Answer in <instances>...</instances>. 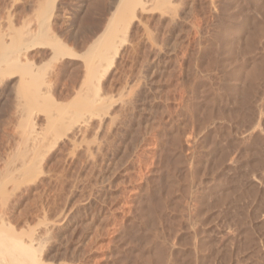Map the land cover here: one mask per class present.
Instances as JSON below:
<instances>
[{
	"label": "rangeland",
	"instance_id": "obj_1",
	"mask_svg": "<svg viewBox=\"0 0 264 264\" xmlns=\"http://www.w3.org/2000/svg\"><path fill=\"white\" fill-rule=\"evenodd\" d=\"M137 1L0 0V264H264V0Z\"/></svg>",
	"mask_w": 264,
	"mask_h": 264
},
{
	"label": "bare ground",
	"instance_id": "obj_2",
	"mask_svg": "<svg viewBox=\"0 0 264 264\" xmlns=\"http://www.w3.org/2000/svg\"><path fill=\"white\" fill-rule=\"evenodd\" d=\"M118 2H117V4H116V7H115V15H114V18H112V21L110 20V22H109V24H108V26L105 28V29H103V30H101V31H103V33H101V35L95 40V41H91L92 43L86 48L87 50V52H86V55L88 56V67H87V74L89 75V74H92L91 76H93V72L95 73V71H97V70H95L97 67L95 66L96 65V63L99 61V60H102V59H105L106 58V56L109 58V56L106 54L108 51H110V50H114V52H115V54L117 53V49H116V47L114 46V34H116V32H118L119 30L118 29H120V26H118L119 25V23H120V25H121V23H123L122 21H123V19H125V17H124V12H126L127 14L129 13V12H132L133 13V9H131V6L132 5H136V4H133L134 2L135 3H137L138 1L137 0H117ZM137 1V2H136ZM259 1V0H258ZM258 1L257 2H255V3H258ZM140 3V2H139ZM262 3H264V2H262ZM98 4V3H97ZM102 4V3H101ZM142 4V3H141ZM144 4V3H143ZM258 4H261V3H258ZM94 5V4H93ZM263 5L264 4H262V5H257L258 7L259 6H262L263 7ZM97 6V5H96ZM103 6V5H102ZM101 6V7H102ZM140 6H142V7H144L143 5H140ZM156 6V5H155ZM46 7V6H45ZM91 7H92V5H91ZM133 7V6H132ZM257 7V8H258ZM94 8V7H93ZM135 8V7H134ZM160 8V7H159ZM259 8H261V7H259ZM264 8V7H263ZM262 8V9H263ZM48 8L46 7V8H44L43 7V10L44 11H42L43 12V14L46 12V10H47ZM99 9V8H98ZM143 9H145V8H143ZM142 8H141V10L142 11H144ZM157 9V8H156ZM93 10V9H92ZM260 11H261V9H260ZM263 11H264V9H263ZM41 13V12H40ZM132 13H130V16L132 15ZM43 14H41V15H43ZM127 14L125 15V16H127ZM41 17V16H40ZM48 20V19H47ZM46 20V21H47ZM125 21V20H124ZM264 22V21H263ZM112 23V24H111ZM260 23V22H259ZM259 25V26H258ZM119 28H118V27ZM257 26L259 27V28H257L256 30H258L259 29V31L261 30L262 31V27H260V24H257ZM256 26V27H257ZM262 26V25H261ZM117 27V28H116ZM264 27V26H263ZM88 29V28H87ZM97 29V28H96ZM86 30V29H85ZM117 30V31H116ZM84 31V30H83ZM99 31V30H98ZM263 32H264V30L262 31V33L261 32H258V33H260V35L261 34H263ZM257 33V34H258ZM251 35H253V34H251ZM259 35V34H258ZM86 36V35H85ZM20 37V36H19ZM250 37V36H249ZM253 38H254V36H252ZM41 38V37H40ZM89 38V37H88ZM258 38V37H257ZM256 38V39H257ZM112 39H113V41H112ZM250 39V41L249 42H251V38H249ZM49 41V40H48ZM53 41V40H52ZM52 41H50V42H48L49 43V45L51 46V42ZM45 42H46V40H45ZM253 42V41H252ZM87 43V42H86ZM55 44V46L57 45V43H54ZM16 46H15V48L17 47V43L15 44ZM247 45H248V43H247ZM249 45H251V44H249ZM53 46V45H52ZM252 46V45H251ZM54 47V46H53ZM60 47H62V46H60ZM64 47V46H63ZM245 47L246 48H248L247 46H244V50H245ZM55 48V47H54ZM55 54V53H54ZM60 54V53H59ZM110 54V53H109ZM264 54V53H263ZM18 55V54H17ZM16 55V56H17ZM62 55V54H61ZM6 56V55H5ZM3 56V58H6V57H9V56ZM260 56V55H259ZM264 56V55H263ZM15 57V56H14ZM2 58V59H3ZM13 58V57H12ZM17 58V57H16ZM15 58V59H16ZM108 58H106V62H108V60H111V59H108ZM7 59V58H6ZM5 59V60H6ZM18 59V58H17ZM11 60V59H10ZM13 60V59H12ZM97 61V62H96ZM105 61V60H104ZM112 61V60H111ZM7 62H9V60H7L5 63H7ZM17 62V61H16ZM87 63V62H86ZM100 64H101V62H99ZM106 64V63H105ZM98 65V64H97ZM4 66H6V65H4ZM12 66V65H11ZM101 67V66H100ZM98 69H100L101 70V68H98ZM26 70H29V69H27V67H26ZM0 74H2V72H0ZM7 74V73H6ZM239 76H240V78L242 79V81H244L245 83H243L242 82V84L244 85V84H246L247 83V85H244L245 86V88L244 89H246V90H243V91H239L240 93H244L245 91H254V90H257V84H256V81H258L260 78H264V57H259L257 60H256V62L250 67V69L248 70V71H241V73H239ZM89 77V76H88ZM23 80V79H22ZM31 79H29L28 81H30ZM35 80H38V79H35ZM33 81V80H32ZM31 82V81H30ZM34 82V81H33ZM24 82H22V84H23ZM32 83V82H31ZM31 83H29L28 82V86L30 87V85H32L33 86V88H34V90H35V84H31ZM35 83V82H34ZM21 84V83H20ZM240 85H241V83H240ZM242 85V86H243ZM25 86V85H24ZM23 86V88H25ZM28 86H27V84H26V88L27 89H29L28 88ZM31 86V87H32ZM243 86V87H244ZM37 87V86H36ZM242 87V88H243ZM21 88V87H20ZM25 88V89H26ZM32 88V89H33ZM241 88V89H242ZM22 89V88H21ZM20 89V90H21ZM26 89V90H27ZM240 89V90H241ZM23 90V89H22ZM31 90V89H30ZM28 91V90H27ZM26 91V92H27ZM19 92H21V91H19ZM24 92V91H23ZM29 92V91H28ZM31 93H33V90H31L30 91ZM36 92V91H35ZM254 92H256V91H254ZM25 93V92H24ZM245 94V93H244ZM24 96V95H23ZM30 96V95H29ZM31 96H32V94H31ZM35 96V95H34ZM34 96H32L33 97V99H34ZM38 96V95H37ZM27 97V96H26ZM31 98V97H30ZM30 98H27L28 99V101L30 100ZM36 98V97H35ZM95 98V97H94ZM97 99V98H96ZM31 100H32V98H31ZM30 100V101H31ZM35 100V99H34ZM93 100V99H92ZM29 101V102H30ZM37 101H38V98H37ZM90 101V100H89ZM94 101V100H93ZM97 101V100H96ZM36 102V101H35ZM31 103V102H30ZM32 103H33V100H32ZM90 103V102H89ZM32 105V104H31ZM28 114V113H27ZM25 115V114H24ZM25 117V116H24ZM25 119V118H24ZM26 120V122H25V125L23 126V128L21 129V126H20V128H18V129H21L22 131H21V136H20V140H21V142L22 143H25V144H22V146L24 147H22V149H21V147H20V149L22 150V152H21V150L17 153V155L19 156V155H21L23 152H24V150H26V145L27 146H32V148H33V150H35L36 151V149H39L41 146L40 145H44V144H46V143H44L43 141H44V138L45 137H43V136H46L45 134H43L42 135V137L41 138H43V140H41L40 139V135H39V137H37L35 134H36V131H34V125H32V124H30L31 123V118L29 119L30 120V123H28V118H26L25 119ZM25 120H23V122L25 121ZM28 120V121H27ZM19 122H21V121H19ZM35 122V121H34ZM21 124V123H20ZM24 124V123H23ZM22 124V125H23ZM34 124V123H33ZM32 125V126H31ZM36 125V124H35ZM33 127V128H32ZM33 129V130H32ZM18 133V132H17ZM35 133V134H34ZM34 134V135H33ZM42 134V133H41ZM18 135V134H17ZM20 135V134H19ZM18 135V136H19ZM47 137V136H46ZM40 139V140H39ZM29 141V142H28ZM46 141V140H45ZM31 142V143H30ZM44 143V144H42V143ZM27 143H30L29 145L27 144ZM43 147H45V146H43ZM28 149H27V151H31L32 153H33V150L31 149V147H30V150H29V147H27ZM47 148V147H46ZM24 149V150H23ZM18 151V150H17ZM20 153V154H19ZM26 153V152H25ZM31 154V153H30ZM33 154H35V152L33 153ZM27 155V154H26ZM17 156V157H18ZM23 156V157H22ZM22 156H20V159L19 160H25V158H24V155H22ZM30 156V155H29ZM32 156V155H31ZM34 156V155H33ZM32 156V157H33ZM36 156H34V158H35ZM30 158V157H29ZM41 158V157H40ZM17 159V158H16ZM15 159V160H16ZM28 159V158H27ZM26 159V160H27ZM30 159H33V158H30ZM30 159H29V161H30ZM36 159L37 158H35L34 160L36 161ZM38 159H39V157H38ZM25 160V161H26ZM18 161V160H17ZM28 161V160H27ZM10 162H12V161H10ZM31 162V161H30ZM14 163V162H13ZM19 163L21 164L20 166H19V168L20 167H22V169L20 168V170H24L23 169V166H25V167H27V168H29L30 166H27V165H25L24 163L25 162H20L19 161ZM27 163H29V162H26V164ZM32 163V162H31ZM19 165V164H18ZM11 166V165H10ZM11 167H13L10 171H12V173L10 172L9 174H8V171H5L4 172V175H3V178H2V181H1V185H0V193L1 194H5V192H3V189H5V188H3L4 187V185L5 184H3V182L4 181H11L12 179H14V177L15 176H17V175H20V173L18 174V167L17 168H14V166H11ZM24 167V168H25ZM15 169H17V170H15ZM26 169V168H25ZM14 172V173H13ZM15 173H17V175L15 174ZM21 176V175H20ZM6 180H5V179ZM4 180V181H3ZM3 192V193H2ZM12 194V193H11ZM8 195V194H7ZM3 197V196H2ZM6 197V196H5ZM6 198H8V197H6ZM4 199V197L3 198H1L0 200H3ZM5 201V200H4ZM2 202V201H1ZM5 205V204H4ZM1 219V218H0ZM3 225V224H2ZM9 226V225H8ZM7 228V227H6ZM10 228V227H9ZM10 235V234H9ZM1 238V237H0ZM3 239L5 238L4 236L2 237ZM1 238V239H2ZM0 239V240H1ZM7 239H9L8 237H6L5 239H4V241H6ZM11 239V238H10ZM11 240H13V239H11ZM3 241V240H2ZM2 241H0V243L2 242ZM9 242V241H8ZM8 242L6 241V243L8 244ZM5 243V244H6ZM3 244H4V242H3ZM6 244V246L4 247V249H5V251H6V254L8 255V257H10L11 259L13 258L14 259V255H13V252H14V249H13V247H11L10 245H7ZM17 246V245H16ZM19 246V245H18ZM2 252H4V250H2ZM32 254V253H31ZM19 255V254H18ZM26 255V254H25ZM0 256H1V252H0ZM22 256V255H21ZM20 256V257H21ZM2 257H4V256H2ZM33 257H34V254H33ZM32 256H29V255H27V257H26V261H24L23 262V264H36L37 263V260H36V258H33ZM17 258V257H16ZM7 259V258H6ZM2 260H3V258H2ZM17 261H19L20 262V260H18V259H16ZM1 263V262H0ZM18 263V262H17ZM12 264V263H11ZM14 264V263H13ZM19 264H21V263H19Z\"/></svg>",
	"mask_w": 264,
	"mask_h": 264
}]
</instances>
